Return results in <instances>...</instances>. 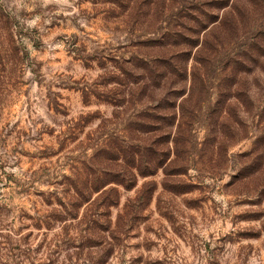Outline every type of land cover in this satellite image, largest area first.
Segmentation results:
<instances>
[{"label":"rangeland","instance_id":"1","mask_svg":"<svg viewBox=\"0 0 264 264\" xmlns=\"http://www.w3.org/2000/svg\"><path fill=\"white\" fill-rule=\"evenodd\" d=\"M0 264H264V0H0Z\"/></svg>","mask_w":264,"mask_h":264}]
</instances>
